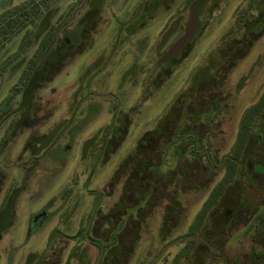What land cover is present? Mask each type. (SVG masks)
Segmentation results:
<instances>
[{"label":"rangeland","instance_id":"1","mask_svg":"<svg viewBox=\"0 0 264 264\" xmlns=\"http://www.w3.org/2000/svg\"><path fill=\"white\" fill-rule=\"evenodd\" d=\"M21 1L0 0V11ZM192 1L54 0L40 21L52 36L44 62L58 59L62 65L52 80L36 87L27 105L29 115L21 109L25 89L15 87L20 81L21 55H29L34 48H19L20 38L29 34L35 44L36 31L29 26V33H19L0 53V264H65L67 259L69 264H99L95 245L85 238L97 225V221L88 220L96 194L145 130L161 129L164 120L183 110L193 74L216 57L221 37L232 29L236 15L246 6V0L205 1L197 32L175 60L164 64L162 72L157 59L182 34ZM139 13L146 22L131 23ZM176 20L177 32L161 41L162 32ZM219 74L223 99L215 102L226 104L209 122L212 128L202 126L199 134L204 137L209 132L205 139L200 137V143L214 153V163L229 164L240 118L264 91V36L250 44L224 77ZM192 104L187 107L197 111ZM32 120L39 122L31 125ZM260 123L238 160L244 164V177L252 172L248 163L264 161V121ZM193 124L186 122L189 128ZM86 141L90 144L85 151ZM183 156L193 158L188 149ZM211 163L179 159L178 166L189 164L187 180L193 185L177 191L173 180L166 182L168 190L182 200L185 216L167 243H159L156 236L137 243L131 264L146 257L148 264H183L180 258L175 260L183 247L177 240L184 237L193 215L222 175V170L204 165ZM201 185L208 190L191 191ZM232 187L237 189L240 184ZM103 192L94 207L97 215L109 209L118 196V191L110 197ZM258 198L256 206L264 201V195ZM153 219L155 232L159 215ZM248 229L240 225L227 230L209 227L211 240L217 243L232 233L221 254L237 260L251 246ZM172 242L174 246H170Z\"/></svg>","mask_w":264,"mask_h":264},{"label":"trees","instance_id":"2","mask_svg":"<svg viewBox=\"0 0 264 264\" xmlns=\"http://www.w3.org/2000/svg\"><path fill=\"white\" fill-rule=\"evenodd\" d=\"M201 1L202 8V5L207 0ZM52 2L54 0H22L15 5H6L0 11V53L9 47V43L19 33L24 30L29 33L27 31L29 26L33 27V32L36 31L37 42L35 41V44L30 42L31 37L28 34L27 38L24 37V39L21 36V46L19 47L25 50L29 46L34 47L29 55H21L19 61L20 65L22 64L19 68L20 81L15 87L16 90L25 89L21 109L27 115L30 112L27 105L36 87L52 80L54 75L60 71L62 65L58 59H55L54 62H44L52 36L48 35L46 23L40 21L47 15L46 13L50 10ZM231 28L230 31H226L221 37V46L216 51V57L210 58L203 67L193 74L191 87L188 94H185V97L190 96L189 99L187 101L183 99L185 101L182 106L183 110L181 112L178 111L180 115L173 117L171 120L168 119L162 127L163 130L179 129L180 124L186 122L188 114L192 115L190 121L194 123L190 127L191 130L199 132L202 126H207L208 130L212 128V126H208L209 122L212 123L217 113L222 111L223 106L226 104L224 102H215L217 99H223V93L219 88L220 83L216 74L220 73L219 75L222 74L224 77L223 73H226L231 66L235 65L239 58L241 59L250 44L264 36V0H246L245 9L236 15L235 23ZM239 41L242 43L240 47L234 45ZM238 48L240 50L236 51ZM37 73H39L38 77ZM37 78L39 79L37 80ZM180 101L182 102V99ZM189 102L194 103L191 106L196 107L197 111H192V108L187 107ZM205 103H207V107L204 106ZM262 120H264V91H262L254 104L244 110L240 118L235 142L231 149L233 156L229 160V164H227V178L235 176V171L238 167L237 161L240 160L247 138L258 121L261 122ZM38 122L35 121L33 123L32 120L31 125H36ZM68 127L66 125L65 129ZM186 128L189 129L188 126ZM166 132L151 138L148 137V134L144 135L142 139L147 141L146 145L138 144L144 158H141V160L137 159L136 164H127L129 158L123 159L115 169L112 177L107 181L106 186L96 194L95 204L99 197L103 196V191L106 192V195L104 194L106 197H110L114 191H118V196L109 209L103 213L100 211L98 215V210H93L88 219L90 220L91 218L93 221H97V225H94L93 229L89 230L91 235L86 233L85 238H88L97 247L99 264H125L128 247H132L137 240L136 233L138 229L137 221L134 222L132 219L130 224L126 223L129 210L132 214L135 212L136 217H139L140 211L149 215L154 212L164 199L165 185L162 183V178L168 173L161 169V164H146L145 162L152 159L157 161L166 146L170 149V145L173 143L172 139L175 137L177 141L173 151L178 156L183 155L184 151L188 149L193 156L191 160L206 159L209 163H214V153L212 154L208 151L209 147L207 144L203 146L200 143L201 138L205 139L206 136L202 137L199 133H177L174 136L171 132ZM125 133L126 128L124 130ZM172 136L174 137L172 138ZM151 140H153L152 143H150ZM88 144H90V141L84 143L83 149L85 151ZM152 153L153 155H151ZM219 184L223 185L222 182ZM215 201L216 198L210 199L209 205L215 203ZM205 209L207 208L204 206L203 210ZM73 252L69 253L68 258L73 256ZM65 264H69L68 259Z\"/></svg>","mask_w":264,"mask_h":264},{"label":"flooded vegetation","instance_id":"3","mask_svg":"<svg viewBox=\"0 0 264 264\" xmlns=\"http://www.w3.org/2000/svg\"><path fill=\"white\" fill-rule=\"evenodd\" d=\"M194 1L196 2L197 0H193L191 3H195ZM191 7L189 8L190 11H191ZM200 13L201 12H199V14ZM133 17L131 18V23L133 24L146 22L145 20L147 19L146 17H141L140 13L138 18H133ZM187 22L184 25L182 34L185 31ZM177 30H178V23L176 20L173 21L166 28L164 32H162L161 41H164L166 37L168 38L171 37L173 34H175V31L177 32ZM196 32L197 30L195 31V33ZM195 33L191 36V38L188 41H186L182 45V47L177 53H175L169 58H165L164 55L166 51L174 43V41L182 34L177 36L174 39V41L171 43V45L167 48V50L164 52V54L159 59H157L158 60L157 64L159 65V68H161L162 72L164 71L163 70L164 64L175 60L176 57H178V55L186 48V45L192 40V37L195 35ZM179 115L180 114L177 113L176 117ZM191 116H192L191 114H188L186 116L187 125L190 122ZM168 119L171 120L172 117H169ZM168 119L164 120L163 124L160 127L161 129L155 130L153 128L150 131L149 130L144 131L141 137L136 141L131 153L126 157V159L129 158L127 164H136L137 163L136 161H138L137 159L141 160V158H144L142 154V150L140 149V146L138 144L141 143L143 145H146L147 141L145 139H142L146 134H148V137L151 138L158 134L165 133L166 131L171 132L172 135L174 136L177 133L179 134L199 133L198 131L191 130L190 128L187 129L186 122H184L183 124L181 123L179 129L178 128L172 129L171 131L163 130L162 127L164 126L165 122L168 121ZM259 124L261 123L258 122L255 126L257 129H259L258 128ZM127 130H128V126H126L125 134H127ZM251 134H254L253 130ZM174 136H172V138ZM203 136L206 137L209 136V132L205 133ZM172 141L173 143L170 145V149H168V146H166V149H163L157 161L152 159L151 161L145 162L146 164H161V169L164 172L168 173L162 178V183L165 185V192H164L165 195L163 197L164 199L160 202V205L154 210L153 213L149 215H146L143 211H140L139 217H136V213L134 212L132 214L131 211L129 210L126 223L130 224V222L133 219L134 222L135 221L138 222V229L136 233L137 240L134 242L132 247L130 246L128 247L130 250L128 249V255L126 257L125 264H131L132 256L134 255L137 248V243H141L140 241H142L144 238L156 236L159 239V243L162 244L167 243L168 239L170 238V235L174 231H176L178 225L180 224V221L185 216L184 215L185 206L182 200L178 196H176V194H173V192L168 190L169 184L166 182V180L168 179L170 180V182L171 180H173V184L174 183L175 185L177 184L178 187L177 191L183 190V188H187L188 186H192L193 182H191L189 179L187 180V176H189L188 173L189 164H185L184 167L178 166L179 159H184L187 162H191L192 160L191 158H187V157L185 158L183 155L178 156L177 153L173 151L174 145L176 144L177 140L174 137ZM152 142L153 140H151L150 143ZM208 151H210V153H213L211 152L210 149ZM153 153L151 155H153ZM170 160L173 162V164H171L172 166L170 167V169H168L166 165H168V163H171ZM248 164L252 170L250 177L242 176V167L244 166V164H242V162L238 164L237 161L238 167L237 170L235 171V176L231 178L226 177L227 164H204L206 168L208 167V169L209 167H214L213 169L218 168L222 170V175L217 180V182L213 184L211 190L209 191L208 197L202 202L199 209L193 215L192 220L189 223V226L187 227L188 228L187 232L183 235L184 237L181 236L179 240H177L178 243L176 244L178 245L179 243L180 244L182 243L183 247L181 248L180 253L176 255L175 258L176 261H178L180 258V261H183V264H186L187 262L188 263L196 262V264L197 263L217 264L218 262H221L223 264H264V210L261 209L262 207H264V201H260V203H258L256 206V202L259 201L258 197H260V195H264V177H260L261 174H264V161L255 160L254 162H250ZM256 166L259 168L256 169ZM221 182L223 183V185L219 184ZM239 184L240 187H237V189H234L232 187L233 185L237 186ZM218 185L219 187H217ZM253 188L256 190V193ZM207 190L208 187L206 188V185H201L197 189L195 188L191 189V191L194 193L195 192L197 193V191L203 192ZM213 198H216L215 203L209 205L210 204L209 200ZM95 206L96 204L94 202L93 210H95L94 209ZM204 206L207 209L203 210ZM256 207H260V208L256 209ZM199 214H201L202 216ZM158 215H159V219L157 223V228L155 229V232H153V227L155 225L153 218ZM246 218L247 220H245ZM211 225H214L219 229L224 227L226 230L237 227L239 225L241 228L249 227L248 231L251 232V246L249 250L246 252H242V254L240 255V259L238 260L237 258H233V256H230L228 258L223 257L221 251L226 247V245L223 244L225 240L228 239V237L232 233H230V235H227V238L222 243H217L211 240L213 234V231L209 230V227ZM238 231L240 230L235 229L234 232H238ZM174 244L175 243L172 242L170 246H174ZM238 249L242 250V247H239ZM97 253H98V249H97ZM142 259L144 263L141 262L142 260H140L138 262L139 264H148L147 257Z\"/></svg>","mask_w":264,"mask_h":264},{"label":"water","instance_id":"4","mask_svg":"<svg viewBox=\"0 0 264 264\" xmlns=\"http://www.w3.org/2000/svg\"><path fill=\"white\" fill-rule=\"evenodd\" d=\"M202 1L201 0H197L190 11L189 14V19L185 28V31L182 35H180L175 41L174 43L169 47V49L166 51L165 53V58H169L172 55H174L175 53H177L180 48L182 47V45L188 41L191 36L195 33V31L198 28V15L200 12V7H201Z\"/></svg>","mask_w":264,"mask_h":264}]
</instances>
